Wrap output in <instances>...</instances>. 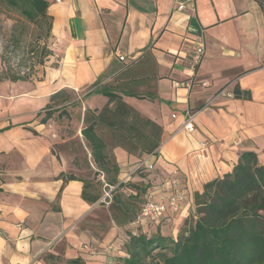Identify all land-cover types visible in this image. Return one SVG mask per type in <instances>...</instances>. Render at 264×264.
<instances>
[{"label": "crops", "instance_id": "1", "mask_svg": "<svg viewBox=\"0 0 264 264\" xmlns=\"http://www.w3.org/2000/svg\"><path fill=\"white\" fill-rule=\"evenodd\" d=\"M49 1L58 66L39 82H14L19 97L0 106V264H47V254L59 256V264L77 257L116 264L125 255V228L109 206L82 197L83 179L95 170L82 134L84 111L107 102L94 84L108 82L146 49L154 54L156 97L124 99L163 127L158 154L133 155L106 142L119 180L147 186V198L171 192L161 186L164 180L180 181L186 200L154 224L176 234L195 208V193L232 171L242 151H255L264 161V12L259 0ZM199 38L205 54L193 71L189 62ZM225 86L232 97L217 95ZM61 90L73 97L54 106L56 114L64 119L77 107V116L71 123L59 124L56 114L37 121ZM188 109L197 112L193 132L183 128ZM62 110L68 113L60 115ZM143 159L154 170L139 167Z\"/></svg>", "mask_w": 264, "mask_h": 264}, {"label": "trees", "instance_id": "2", "mask_svg": "<svg viewBox=\"0 0 264 264\" xmlns=\"http://www.w3.org/2000/svg\"><path fill=\"white\" fill-rule=\"evenodd\" d=\"M259 2L264 12V1ZM49 7V0H0V25L3 13L16 14L10 52L28 43L24 52L33 60V67L37 63L44 64L53 55L47 44L53 28ZM28 26H32L30 42L24 38L29 34ZM10 59L2 57L0 82L32 78L30 73L21 74L20 67H13ZM158 79L155 56L146 49L136 59L124 63L108 82L95 83V90H100L107 102L100 110L87 108L84 111L82 134L95 170L91 178L83 179L82 197L93 204L103 195L104 180L115 186L109 211L116 224L127 233L123 243L125 255L117 257L116 264H264V161L255 151H242L232 171L203 184L202 191L195 193L193 212L176 234L163 233L159 223L154 226L157 220L140 221L141 206L150 200L147 198L149 190L147 186L119 180L120 167L108 149L106 137L113 146L122 147L133 155L158 154L163 127L124 99L126 95L154 99L153 89ZM71 99L72 94L65 90L54 93L40 122H47L57 113L54 106ZM75 105L81 106V103L75 102ZM65 113L68 112L62 110L59 114ZM41 114L42 111L37 116ZM129 189L136 192L125 191ZM44 259L47 264L62 262L54 254H47ZM64 264L86 263L77 257Z\"/></svg>", "mask_w": 264, "mask_h": 264}, {"label": "built area", "instance_id": "3", "mask_svg": "<svg viewBox=\"0 0 264 264\" xmlns=\"http://www.w3.org/2000/svg\"><path fill=\"white\" fill-rule=\"evenodd\" d=\"M61 0H54V2H60ZM192 4L195 0H188ZM186 6L185 2H182L179 5V9H184ZM205 54V46L203 38H199L197 41V47L192 54L191 60L189 62V67L191 70H195L199 63L202 61ZM120 59L124 60V56L120 55ZM177 86H180V82H176ZM194 83L190 82L187 84L188 87H192ZM202 85L206 86L207 82H203ZM217 95H224L228 97H232L233 93L229 91L228 86L221 88ZM197 112L191 109H188L185 112V120L183 123V128L188 132H193L195 130V117ZM175 116V115H174ZM139 167H146L149 170H154V163L149 161L148 159H143L140 162ZM101 178L104 180V176L102 175ZM162 187H166L171 192L165 195L163 192L159 195L157 199H150L144 202L141 206V213H140V221L148 222L152 220L161 219L168 209L172 211H177L183 202L187 198V193L185 188L181 185L180 181L176 179H167L161 183ZM115 186L109 185L105 180L103 184V195L100 199V203L109 206L113 200V190ZM109 249L113 248L112 246L108 247Z\"/></svg>", "mask_w": 264, "mask_h": 264}, {"label": "rangeland", "instance_id": "4", "mask_svg": "<svg viewBox=\"0 0 264 264\" xmlns=\"http://www.w3.org/2000/svg\"><path fill=\"white\" fill-rule=\"evenodd\" d=\"M16 20V14L13 12H5L2 14V22L0 25V72L2 71L3 68V62H2V57L3 56H8L11 57L10 62L13 65V67L18 68L20 67L21 74L25 73H30L31 75V81L32 82H39L41 79H43L44 75L53 67L58 66V61L60 60V54L58 48L55 46L53 38L51 37L48 41L47 44L50 49L53 51V55L45 61L44 64H36L35 67L32 65V61L30 60L26 51V45L28 43H24L23 47L21 49H18L16 52H10L11 51V44H10V36H11V31H12V26L15 23ZM26 32L29 34H25L24 38L29 39L28 42L31 41L30 33L32 32V26H28L26 28ZM41 44H43V40L41 41ZM8 49V50H7ZM8 51V52H7ZM20 64V65H19ZM16 83L9 81V80H4L0 82V106H4L9 103V99L11 96L18 98L19 95H14L16 91L19 90V86L15 85ZM13 93V94H12ZM72 94V93H70ZM73 97V94H72ZM1 110H4V107L1 108ZM43 112L42 114H44ZM70 113V112H69ZM78 114V109L77 107L75 110L71 109V113L69 115H66L64 119L59 118L58 114H56L55 119L59 124H63V122L69 120L70 122L72 120L71 115L77 116ZM41 118L37 117V121H40ZM71 123V122H70ZM70 126V124H69ZM144 198V197H142ZM141 198V203L143 202V199ZM105 215V214H103ZM183 224L178 226V229L176 231L178 232ZM177 226V225H176ZM173 231V230H172ZM175 231V230H174ZM173 233V232H172Z\"/></svg>", "mask_w": 264, "mask_h": 264}]
</instances>
